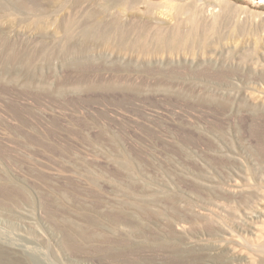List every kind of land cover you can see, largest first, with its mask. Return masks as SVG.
Listing matches in <instances>:
<instances>
[{
  "label": "rangeland",
  "instance_id": "obj_1",
  "mask_svg": "<svg viewBox=\"0 0 264 264\" xmlns=\"http://www.w3.org/2000/svg\"><path fill=\"white\" fill-rule=\"evenodd\" d=\"M42 1L45 27L0 12V264H264V0H220L250 14L246 61L83 42ZM170 1L107 21L169 33Z\"/></svg>",
  "mask_w": 264,
  "mask_h": 264
},
{
  "label": "bare ground",
  "instance_id": "obj_2",
  "mask_svg": "<svg viewBox=\"0 0 264 264\" xmlns=\"http://www.w3.org/2000/svg\"><path fill=\"white\" fill-rule=\"evenodd\" d=\"M176 1L177 2L172 0L169 3H163L161 5L158 4L159 8L166 7L168 9L170 8L172 10L171 12L174 11L171 18L169 16V19H171L173 23L175 22L173 24L174 28L172 32L163 33L164 29H161L162 31L156 30L157 32H151L152 34H150V31L153 26L146 21L139 29H136V31L132 28V26L127 27L126 25V27H120V25H116L117 23L114 24L107 21L108 16H106V13L109 15V10H116L117 8L119 10L122 8L131 9L132 6L136 7L137 4L139 5L140 0H47L46 2L49 6L60 4L69 7L72 11L80 10L81 16H86V19L80 24L77 30H73L72 27L68 25L69 23L65 25V23H63L65 22L64 20L62 22L67 27L68 32L74 31L73 33H76L75 35H77L78 40L83 42L102 40L105 45L113 46L114 48L116 47L120 50H126L127 48L137 45L136 47L142 51H153L159 49V51L165 50L170 52L190 50L192 49V44L202 43L207 55L211 56L214 54L216 44L221 42L222 49L225 53H228L227 51L231 48H225L224 46L230 47L231 44L234 48L239 50V54L240 51H243V55L241 54V56L243 57L242 59H245L246 61L247 51L241 45V43H243V39L242 42L240 39L250 30L248 24H245V22L241 23V19L242 15H246L247 18H250V14L243 12L240 8L223 4L220 0H190L188 3H183L179 0ZM42 3H44L42 0H12V7H8L0 3V12L18 13L24 8L31 11V19L34 21V25H36V27H45L47 26L43 23L45 16L43 15V12L39 10L40 7L44 5ZM146 6L149 12L158 8L155 4L146 3ZM162 14L164 15L165 13L162 12ZM63 18H65V16L62 17V19ZM76 26H78V23ZM157 28L160 29L159 27ZM63 31L65 33L67 30ZM132 34H136L139 37L135 45L133 44L134 40L133 43H129L131 39H129L130 36L132 39L136 37V35H134L133 38ZM135 39H137V37ZM151 40L159 44V46L157 48H151ZM260 41V46L255 48L257 51L255 57L253 56L254 58L252 60L249 59L246 63H244L246 64V76L249 77L250 81L253 80L255 84L258 83L259 86L262 83L264 84V52H261V49H264V39ZM260 52L263 54H260ZM258 53L260 54L259 57L256 56ZM240 64L242 65V63ZM236 71L238 72V70ZM186 222V220L180 219L178 221V225Z\"/></svg>",
  "mask_w": 264,
  "mask_h": 264
}]
</instances>
